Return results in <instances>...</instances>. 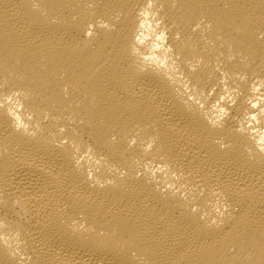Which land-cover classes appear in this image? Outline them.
<instances>
[{
	"label": "bare ground",
	"instance_id": "1",
	"mask_svg": "<svg viewBox=\"0 0 264 264\" xmlns=\"http://www.w3.org/2000/svg\"><path fill=\"white\" fill-rule=\"evenodd\" d=\"M261 84L264 0H0V264H264Z\"/></svg>",
	"mask_w": 264,
	"mask_h": 264
},
{
	"label": "clouds",
	"instance_id": "2",
	"mask_svg": "<svg viewBox=\"0 0 264 264\" xmlns=\"http://www.w3.org/2000/svg\"><path fill=\"white\" fill-rule=\"evenodd\" d=\"M140 27L143 28L144 25L141 24ZM151 27L152 26L149 25V28ZM159 27H160V22L158 21L156 24V28ZM88 35H91V33H88ZM154 39H155V43L153 44L152 47V54L143 55L140 58L148 66L165 68L169 65V61L172 60V57L169 54L172 53L173 51L171 46L168 44L167 34L165 31H159L158 34L155 35ZM137 41L139 43H143L140 37H137ZM141 70L142 71L146 70V68H142ZM262 88H264V84L257 85L256 87H254L253 91L254 93H259ZM214 94H215L214 91L209 93V95H214ZM188 99L193 100L194 98L192 96H189ZM235 102L236 101L232 94V91L229 90L227 86H225L223 90V94L220 95L213 103L212 113H213V122L215 125H219L221 121H223L229 116L230 114L229 108L234 106ZM249 104L252 109L254 110L259 109L260 113L264 114V108H261V104H264V96H256L254 100H249ZM201 107H203V105H201ZM248 120L250 122H255L256 124L259 123L258 116L255 112L249 115ZM16 127L17 130H20L22 126L18 123ZM248 127H252V123H249ZM24 131L27 132L26 126L24 127ZM30 134L35 135V133H30ZM66 142L67 141H64V143ZM258 147L261 152H264V133L260 135V138L258 140ZM77 164H79V161H77ZM89 179H92L91 172H89ZM225 211H227L226 208ZM213 223H215V221H213Z\"/></svg>",
	"mask_w": 264,
	"mask_h": 264
}]
</instances>
